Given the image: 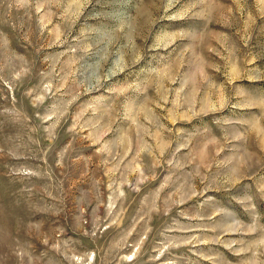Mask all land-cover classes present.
<instances>
[{"label":"rangeland","instance_id":"obj_1","mask_svg":"<svg viewBox=\"0 0 264 264\" xmlns=\"http://www.w3.org/2000/svg\"><path fill=\"white\" fill-rule=\"evenodd\" d=\"M0 264H264V0H0Z\"/></svg>","mask_w":264,"mask_h":264}]
</instances>
